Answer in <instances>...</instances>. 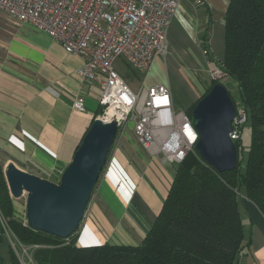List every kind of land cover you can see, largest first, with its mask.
<instances>
[{
  "label": "crops",
  "instance_id": "obj_1",
  "mask_svg": "<svg viewBox=\"0 0 264 264\" xmlns=\"http://www.w3.org/2000/svg\"><path fill=\"white\" fill-rule=\"evenodd\" d=\"M230 1L182 0L167 35L174 52L159 56L149 72L137 69L125 57L115 60L116 70L136 93L154 85L167 86L172 110L189 115L213 82L209 67L226 57ZM203 47L210 51L207 57L214 59L206 70L201 67ZM178 58L183 61L181 67L175 66ZM85 62V56L69 53L47 32L28 22L17 23L0 8V157L4 172L13 162L51 180L61 176L103 109L100 98L105 76L98 73L92 82H82L77 70ZM76 96L85 97V110L73 108ZM177 164L145 149L134 124L120 125L77 244H140L162 210ZM239 200L250 242L239 264H264V214L243 192ZM1 255L4 262L9 259V252Z\"/></svg>",
  "mask_w": 264,
  "mask_h": 264
},
{
  "label": "trees",
  "instance_id": "obj_2",
  "mask_svg": "<svg viewBox=\"0 0 264 264\" xmlns=\"http://www.w3.org/2000/svg\"><path fill=\"white\" fill-rule=\"evenodd\" d=\"M226 29V57L218 65L238 83L240 101L247 110L243 132L250 128L251 144L244 165L243 133L235 140L238 157L232 171L219 172L193 146L177 164L162 210L140 244L79 246L80 227L62 238L24 225L0 157V246L6 222L22 245H33L34 264H239L250 243L241 217L240 193L264 214V0H231ZM18 255L10 248L4 262L0 249L2 264H22Z\"/></svg>",
  "mask_w": 264,
  "mask_h": 264
},
{
  "label": "built area",
  "instance_id": "obj_3",
  "mask_svg": "<svg viewBox=\"0 0 264 264\" xmlns=\"http://www.w3.org/2000/svg\"><path fill=\"white\" fill-rule=\"evenodd\" d=\"M181 2L0 0V8L17 23L28 22L47 32L69 53L85 56V64L77 70L82 82H92L98 73L105 76L100 98L104 110L99 117L116 119L120 125L132 118L145 149L165 161L180 163L198 139L192 117L172 110L170 90L163 84L151 86L143 93L133 91L114 62L125 57L137 69L149 72L157 58L168 53V29ZM209 73L211 78L220 80L225 75L221 65ZM85 105V97L74 98L76 111L85 110ZM246 121L247 110L239 102L230 133L234 142L241 137ZM5 230L10 239L9 231L18 240L10 228Z\"/></svg>",
  "mask_w": 264,
  "mask_h": 264
},
{
  "label": "water",
  "instance_id": "obj_4",
  "mask_svg": "<svg viewBox=\"0 0 264 264\" xmlns=\"http://www.w3.org/2000/svg\"><path fill=\"white\" fill-rule=\"evenodd\" d=\"M235 117V101L221 82L213 85L192 111L198 132L194 147L219 172L232 171L237 165L238 150L230 136ZM119 127L116 119L96 117L58 182L26 171L13 162L6 166L11 195L15 199L26 197L29 226L62 238L81 226Z\"/></svg>",
  "mask_w": 264,
  "mask_h": 264
},
{
  "label": "rangeland",
  "instance_id": "obj_5",
  "mask_svg": "<svg viewBox=\"0 0 264 264\" xmlns=\"http://www.w3.org/2000/svg\"><path fill=\"white\" fill-rule=\"evenodd\" d=\"M170 45V43H169ZM169 51H173L171 45H170V48H169ZM209 52V53H208ZM202 53L204 54L205 56V63L201 65L202 68H204L205 70L207 69V67L209 66L208 62L209 60H214L212 57L209 58L207 57L208 54H210V51L208 48H204L203 47V51ZM164 60H166L164 58ZM176 65L177 67H181L182 66V62L179 58L176 59ZM221 63V62H219ZM217 64H215L214 66L212 65L211 67H209V70L210 69H213ZM223 69H224V72H225V75L224 77H222V80L220 79H213L212 78V81H219L221 83H224L226 84L233 100L236 102L235 104H238L240 102V104H243L240 100H241V94H240V89H239V85L238 83L229 76V74L227 73L226 69L224 68L223 66ZM203 74V77L205 78L206 77V73H202ZM165 77H162L159 78V79H163ZM208 78V77H206ZM149 81L151 82L152 81V78L149 77ZM210 83V82H209ZM212 84V83H211ZM210 87V86H209ZM103 110L102 109V113L101 115H103ZM100 115V116H101ZM128 122L129 125H135V122L132 118H128L127 121H125V123ZM243 143H244V152H243V156H244V162H243V165L245 164L246 162V159H247V155H248V152H249V149H250V144H251V130L249 127H245V130L243 132ZM194 148H192V151H193ZM61 177V176H60ZM60 177H56L57 178V181H59ZM55 179V178H54ZM13 201H14V205L16 207V210H17V216L23 221L24 225H28L27 223V216H26V197H22L21 199H15L13 197ZM2 216V214H1ZM3 221L5 222V219H3ZM5 226L6 228H9V226L7 225V223L5 222ZM10 233V236H11V241L10 239L8 240L6 237H5V240H4V243L0 246V249H1V252H9V255H10V248H13L15 249V251H17V253L19 254V258H20V261L22 264H34V261L32 262L33 260V257H32V252H31V248H34V247H28V246H25V245H22L18 240H16L13 235L11 234V232L9 231ZM79 233H80V229H79ZM10 238V237H9ZM0 264H2V262L0 261Z\"/></svg>",
  "mask_w": 264,
  "mask_h": 264
},
{
  "label": "bare ground",
  "instance_id": "obj_6",
  "mask_svg": "<svg viewBox=\"0 0 264 264\" xmlns=\"http://www.w3.org/2000/svg\"><path fill=\"white\" fill-rule=\"evenodd\" d=\"M109 118V117H108Z\"/></svg>",
  "mask_w": 264,
  "mask_h": 264
}]
</instances>
